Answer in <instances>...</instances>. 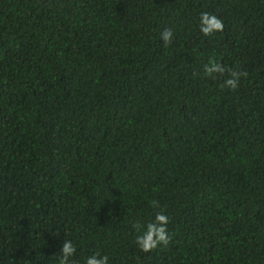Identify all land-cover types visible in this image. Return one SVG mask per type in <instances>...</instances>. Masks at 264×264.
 <instances>
[{
  "label": "trees",
  "instance_id": "trees-1",
  "mask_svg": "<svg viewBox=\"0 0 264 264\" xmlns=\"http://www.w3.org/2000/svg\"><path fill=\"white\" fill-rule=\"evenodd\" d=\"M64 240L73 264H264V0H0V264Z\"/></svg>",
  "mask_w": 264,
  "mask_h": 264
},
{
  "label": "clouds",
  "instance_id": "clouds-1",
  "mask_svg": "<svg viewBox=\"0 0 264 264\" xmlns=\"http://www.w3.org/2000/svg\"><path fill=\"white\" fill-rule=\"evenodd\" d=\"M200 31L204 36L214 35L216 32L222 31L223 21L214 14L208 12H201L199 16ZM162 40L167 44L173 38V32L171 29H165L161 33ZM225 67L214 60H210L208 64L204 66V72L207 76H213V74H223ZM247 73L232 71L230 77L224 81V85L230 90H235L240 83V77L246 76ZM213 78H215L213 76ZM153 206H157L156 202H153ZM169 217L163 212H157L151 221L146 222L143 225H137L139 228V234L135 237V243L138 248L147 253L156 249L160 245H167L169 243L168 234ZM76 253V247L71 240H64L59 252V264H73L71 257ZM85 264H109V257L107 255H100L99 253H93L85 258Z\"/></svg>",
  "mask_w": 264,
  "mask_h": 264
}]
</instances>
